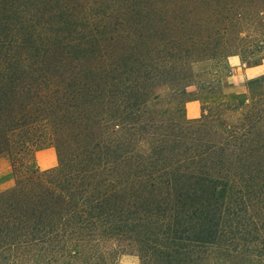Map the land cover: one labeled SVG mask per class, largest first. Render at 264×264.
<instances>
[{
    "label": "trees",
    "instance_id": "trees-1",
    "mask_svg": "<svg viewBox=\"0 0 264 264\" xmlns=\"http://www.w3.org/2000/svg\"><path fill=\"white\" fill-rule=\"evenodd\" d=\"M166 3L0 0V264H264V79L192 80L202 43L143 21Z\"/></svg>",
    "mask_w": 264,
    "mask_h": 264
},
{
    "label": "rangeland",
    "instance_id": "rangeland-1",
    "mask_svg": "<svg viewBox=\"0 0 264 264\" xmlns=\"http://www.w3.org/2000/svg\"><path fill=\"white\" fill-rule=\"evenodd\" d=\"M165 1L166 5L158 11L144 14L143 21H166L171 24L182 22L186 28L180 30L176 37H181L188 49L190 41L202 43L199 51H192L190 54V57L200 59L191 65L194 76L192 80L213 83L217 78L221 81L223 93L229 96L246 94L250 80L264 79V0ZM253 59L262 60L261 64L249 67V62ZM196 86L191 82L187 88V119L188 116L196 115V118H199L201 115L202 104ZM151 92L153 95H160L163 101L170 105L171 94L167 87L155 84ZM189 103H194L196 107L187 106ZM45 149L47 148L35 152L38 153V160L41 161L45 156V153L41 152ZM51 155L54 158L53 154ZM40 164L42 167L48 165L45 162ZM13 183L9 159L5 154H0V192L10 188ZM114 246L110 243L105 245L107 251ZM115 255L116 261L112 264H140L135 253L117 252Z\"/></svg>",
    "mask_w": 264,
    "mask_h": 264
},
{
    "label": "crops",
    "instance_id": "crops-1",
    "mask_svg": "<svg viewBox=\"0 0 264 264\" xmlns=\"http://www.w3.org/2000/svg\"><path fill=\"white\" fill-rule=\"evenodd\" d=\"M188 105H193L194 107H196V105L194 104V103H189V104H187V106ZM187 106H186V109H187ZM188 118L189 119H194V118H196V115H194V116H188ZM42 153H45V156L43 157V159L40 161V160H38V158H37V155H38V153L37 154H35V162H36V165L41 169V170H44V169H48V168H52V167H54L55 165H56V155H55V152L53 151V149L52 148H47V149H45V150H43V151H41ZM40 153V152H39ZM51 154H53V156H54V158L52 157V155ZM41 162H45V163H47L48 165L46 166V167H42L41 166Z\"/></svg>",
    "mask_w": 264,
    "mask_h": 264
}]
</instances>
